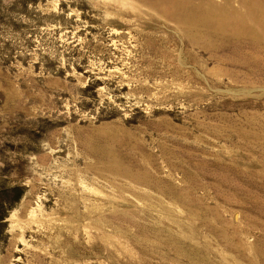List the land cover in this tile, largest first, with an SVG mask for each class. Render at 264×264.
<instances>
[{
    "label": "rangeland",
    "instance_id": "1",
    "mask_svg": "<svg viewBox=\"0 0 264 264\" xmlns=\"http://www.w3.org/2000/svg\"><path fill=\"white\" fill-rule=\"evenodd\" d=\"M153 1L0 0V264H193L159 202L212 264L264 263V52L222 61L252 49L195 44Z\"/></svg>",
    "mask_w": 264,
    "mask_h": 264
},
{
    "label": "bare ground",
    "instance_id": "2",
    "mask_svg": "<svg viewBox=\"0 0 264 264\" xmlns=\"http://www.w3.org/2000/svg\"><path fill=\"white\" fill-rule=\"evenodd\" d=\"M153 3H162L166 7H168V10L173 12L176 23L185 34V37H187L189 41L195 44L201 43L202 40H205L207 42V45H205V47L213 49L215 46V38L216 40H220L223 43H226L230 40L243 41L241 42L243 46H248L252 49L250 51L251 54L249 57H244L241 55L240 58L231 56L229 58L220 59H222V61L226 60V62L228 63H238L240 64V66L246 68L247 70L257 72L254 67H252V64L255 63L252 55H257L258 50H262L264 52V0H242V9H235L228 6L221 9V7H217L215 4L211 2H205L204 0H154ZM235 53H238L237 50ZM248 75L249 74L242 77L241 81L246 82V78L249 77ZM93 147L104 156V162L107 166L112 169L118 168V171L120 169H123L121 161L109 148L99 145ZM262 147L264 148V142H262ZM148 178V174L144 172L141 176L137 175L134 179L140 185L150 186ZM163 189L170 197L176 198L179 201H182V199L185 200L184 192H175L172 186L168 185H164ZM142 197L144 196L142 195ZM153 205H150V207L152 208ZM157 205H160V207L164 209L163 214L165 216L169 217V219L173 217V222L175 224L176 230H167V232L169 233L167 241L174 247L176 253L180 256L186 257L191 261H194L193 264H212L209 254H207L195 240L196 233L193 227L191 225L187 226L186 224L185 226L183 224V221H180L176 217H174L173 211L169 207L163 206L161 202H159ZM189 211L190 213H194V211L191 209ZM56 222L46 221V227L48 229L52 228V230H54L55 228L59 227V224ZM69 228L70 226L68 227V229ZM208 228H210V230L215 233L219 232L221 240L224 241L225 245L229 249L239 248V245H236V243H234L233 237L231 235H228L225 228H222V230L220 228V231H218L217 229L219 227L216 228L215 226L212 227L208 225ZM175 233H177V237H174ZM182 238H186L187 241H189L188 245H186V243L184 244V242L181 240ZM62 244L68 246L69 242L66 240ZM70 258H72V256L67 252L66 262L68 264H74L73 260ZM223 261V263L228 262L225 259H223ZM228 263L241 264L240 261H232ZM258 264L264 263L258 262Z\"/></svg>",
    "mask_w": 264,
    "mask_h": 264
}]
</instances>
